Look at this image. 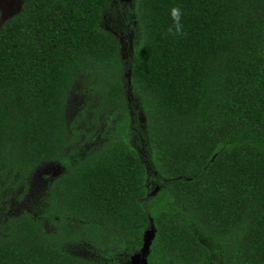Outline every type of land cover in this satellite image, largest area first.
<instances>
[{"label":"trees","instance_id":"obj_1","mask_svg":"<svg viewBox=\"0 0 264 264\" xmlns=\"http://www.w3.org/2000/svg\"><path fill=\"white\" fill-rule=\"evenodd\" d=\"M135 255L264 264V0H22L0 23V264Z\"/></svg>","mask_w":264,"mask_h":264},{"label":"rangeland","instance_id":"obj_2","mask_svg":"<svg viewBox=\"0 0 264 264\" xmlns=\"http://www.w3.org/2000/svg\"><path fill=\"white\" fill-rule=\"evenodd\" d=\"M22 0H0V23L9 17L16 14L21 7ZM127 4L128 0H124ZM78 92L71 97V101L69 103V111L70 114H74V111L78 112V110L88 101L87 93L85 92L84 86L77 87ZM92 103V102H91ZM81 125L86 126L82 127L85 131H92L91 134L98 137L97 134L101 130L102 122L97 127V123L95 124L92 120V113L86 112L84 115V119L80 121ZM61 170V166L56 162H47L42 165L33 175V180L31 187L25 194L24 198L20 202L19 206L24 208H33L41 206V199L43 195V191L48 183V181L59 173ZM16 193H14L15 195ZM133 264H145L144 258L142 255H139L133 258Z\"/></svg>","mask_w":264,"mask_h":264},{"label":"clouds","instance_id":"obj_3","mask_svg":"<svg viewBox=\"0 0 264 264\" xmlns=\"http://www.w3.org/2000/svg\"><path fill=\"white\" fill-rule=\"evenodd\" d=\"M184 12L180 5H174L170 9V17L172 24L167 28V35L173 37H181L186 33L184 31V24L182 22Z\"/></svg>","mask_w":264,"mask_h":264},{"label":"water","instance_id":"obj_4","mask_svg":"<svg viewBox=\"0 0 264 264\" xmlns=\"http://www.w3.org/2000/svg\"><path fill=\"white\" fill-rule=\"evenodd\" d=\"M147 246H148V240L145 241V244H144V247H143V251L147 248ZM143 251H142V252H143ZM137 256H139V255H135L133 258H135V257H137Z\"/></svg>","mask_w":264,"mask_h":264},{"label":"flooded vegetation","instance_id":"obj_5","mask_svg":"<svg viewBox=\"0 0 264 264\" xmlns=\"http://www.w3.org/2000/svg\"><path fill=\"white\" fill-rule=\"evenodd\" d=\"M21 3H22V1H21Z\"/></svg>","mask_w":264,"mask_h":264}]
</instances>
